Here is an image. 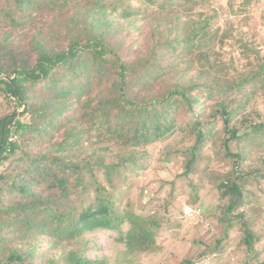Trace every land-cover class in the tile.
Masks as SVG:
<instances>
[{
  "label": "trees",
  "instance_id": "1",
  "mask_svg": "<svg viewBox=\"0 0 264 264\" xmlns=\"http://www.w3.org/2000/svg\"><path fill=\"white\" fill-rule=\"evenodd\" d=\"M81 2L0 0V30H11L0 32V93L7 101L12 98L19 106H25L22 116L28 115L31 121L23 122L16 112L0 118V164L20 150L22 140H14V136L33 131L37 138L52 141L57 131L69 128L66 138L49 143L44 154L27 157L33 166L31 182H24L18 189L26 192L29 185L42 184L47 194L0 204V264H107V260L91 259L85 253L82 236L96 231L119 234L118 242L125 247L124 261L155 250L156 218L131 210L120 211L115 203L118 196L98 182L93 164L79 163L74 158L73 150L83 134L96 132L102 143L130 149L119 153L123 164L133 159L134 165L137 164L133 157L137 148L162 140L178 128L181 109L189 113L196 111L198 97L194 93L204 84L210 86V90L214 83L222 84L214 86L220 93L241 92L253 83L264 87V64L259 73L250 72L237 80L211 82L209 65L201 76L186 78L189 68L182 69L179 57L164 62L156 49L148 57L145 53L129 56L123 50L122 39L118 38L120 32L115 22L107 20L108 9L103 0H91L90 6L83 8ZM119 8L114 6L112 12ZM119 13L123 19L133 16L126 8ZM45 14L53 17L50 26L44 22L37 28L41 23L37 19ZM183 25L191 32L183 42L168 40L164 43L168 52L172 54L183 45L186 47L182 48L183 52L190 57L188 61L196 54L209 58L210 51L205 46L210 43L207 39L211 36L208 33L210 22L204 24L189 19ZM33 30L36 32L27 36L29 49L19 50L15 45L23 42L24 34ZM40 82H44L43 89L49 91L50 97L34 101L30 88ZM73 93L78 97L80 112L77 116L80 115L78 121L83 129L78 132L76 126L69 127L66 117ZM225 115L224 123L228 127L231 114L225 111ZM194 124V132L198 128L201 139L202 122L195 120ZM232 138H239L236 131L232 132ZM101 150L111 149L105 146ZM98 165L104 169L108 183H112L114 173L120 172L115 165L105 164L102 156ZM12 176L14 181L27 179L22 175ZM6 178L0 171V195ZM78 189L85 194L93 189L95 197L86 206H72L70 198ZM216 189L228 198L226 217L245 200L242 179L232 175L225 176ZM244 235L248 249L253 251L252 232L244 228ZM42 236L50 238V250H60L58 258L46 257L44 251L39 250L37 244Z\"/></svg>",
  "mask_w": 264,
  "mask_h": 264
},
{
  "label": "rangeland",
  "instance_id": "2",
  "mask_svg": "<svg viewBox=\"0 0 264 264\" xmlns=\"http://www.w3.org/2000/svg\"><path fill=\"white\" fill-rule=\"evenodd\" d=\"M103 2L108 9L107 20H113L120 32L118 38L122 39L124 52L129 56L145 53L148 57L156 49L164 57V62H172L174 56L176 59L179 57L182 69L189 68V77L186 75V78L201 76L200 73L209 65L211 82L217 79L237 80L250 72L259 73L264 64V0ZM90 3L91 0H82V8L90 6ZM117 5L119 10L113 13L112 9ZM123 8L133 16L123 19L119 13ZM52 19L51 15L45 14L37 19L41 22L37 28L44 22L49 27ZM189 19L204 24L210 22L208 33L211 36H207L210 43L205 46L210 51L207 59L196 54L188 61L190 57L183 52L186 47L178 46L172 55L164 45L168 40L183 42L191 32L188 26L183 25ZM35 32L33 30L24 36L30 37ZM14 37L18 39L16 34ZM26 37L15 45L19 50L29 49ZM221 85L214 83L210 90V86L204 84L196 91V111L189 113L185 108L181 109L179 126L172 134L137 148L133 155L137 164L132 165L133 159L123 164L119 151L130 149L122 150L119 146L102 143L96 132L83 134L80 144L73 150L74 158L79 163L88 161L93 164L98 182L118 196L115 203L120 211L152 215L158 222L156 249L136 254L130 261L123 260L125 247L118 242L117 232L84 234L85 253L91 259L107 260V264H264V87L253 83L241 92L220 93L214 86ZM43 86L44 82H40L30 88L34 101L50 97ZM70 99L71 108L66 117L69 127L76 126L78 132L83 129L78 121L80 115L77 116L80 111L77 110L76 93ZM24 110L25 106H19L12 98L7 101L0 93V118L16 112L20 120L29 123L30 117L22 116ZM225 111L231 114L228 127L224 123ZM195 120L202 122L204 135L201 139L200 130L197 128L194 132ZM68 130L65 127L57 131L52 141L37 138L33 131L13 137L14 140L20 138L22 144L15 155L0 164V171L7 176L1 184L0 204L47 194L42 184L29 185L26 192L18 189L24 182H31L33 166L27 157L44 154L49 143L66 138ZM233 131L237 132L238 139L232 138ZM105 146L111 150L99 151ZM193 153L196 154L195 160ZM101 156L105 164H113L120 170L119 174L114 173L112 183H108L104 169L98 165ZM13 174L27 179L14 181ZM227 175L242 179L245 193L243 204L229 217L225 213L228 198L221 196L216 189ZM95 194L93 189L86 194L78 189L69 202L72 206H86ZM244 228L254 236L253 251L245 243ZM51 243L50 238L42 236L37 247L44 251L46 257L58 258L60 250H50Z\"/></svg>",
  "mask_w": 264,
  "mask_h": 264
}]
</instances>
